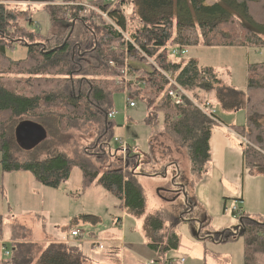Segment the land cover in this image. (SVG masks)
I'll use <instances>...</instances> for the list:
<instances>
[{
    "label": "trees",
    "instance_id": "1",
    "mask_svg": "<svg viewBox=\"0 0 264 264\" xmlns=\"http://www.w3.org/2000/svg\"><path fill=\"white\" fill-rule=\"evenodd\" d=\"M106 1L63 0L64 4L56 5V0H0V164L5 174L29 172L40 184L55 189L78 168L83 191L100 185L121 201L128 215L142 220L147 246L166 264L167 255L180 246L181 223L198 221L193 219L198 206L194 203L179 216L165 208L147 213L146 191L139 179L145 174L141 156L130 152L124 160L119 147L112 146L119 125L108 116L115 110V95L125 94L121 84L125 68L129 65L131 75L140 74L146 82L145 87L131 90L147 106L146 125L153 136H167L187 152L194 184L207 174L217 123L188 99L176 105L163 72L172 73L199 102H203L201 92L213 95L225 111L245 109L248 124L235 130L249 142L247 164L264 172V63L249 66L245 92L225 84L214 67L195 59L176 60L168 49L180 45L264 50V0H222L229 9L215 0H135L139 27L129 40L103 19L96 23L95 13L80 17L82 4L103 8ZM15 2L29 7L17 9ZM68 3L74 4L67 8ZM32 5L46 6L62 32L48 37L31 29L35 24ZM110 18L128 32V19L120 6L110 12ZM18 48L27 50L25 58L10 55ZM26 121L47 132L46 140L30 149L22 147L16 135ZM77 136L87 137L88 143H81ZM68 147L74 148L72 156ZM0 193H4L1 187ZM96 219L84 216V220ZM239 221L237 233L224 231L209 239L224 243L243 238L244 264H264V222L244 211ZM3 229L0 215L1 239ZM21 229L26 235L13 242L11 259L1 264H93L71 243H38L30 237L31 230ZM201 233L197 238L203 241Z\"/></svg>",
    "mask_w": 264,
    "mask_h": 264
},
{
    "label": "rangeland",
    "instance_id": "2",
    "mask_svg": "<svg viewBox=\"0 0 264 264\" xmlns=\"http://www.w3.org/2000/svg\"><path fill=\"white\" fill-rule=\"evenodd\" d=\"M124 1L129 36L139 27V22L133 11L135 0ZM215 1L225 5L222 0ZM15 3L17 9L29 7L27 3ZM55 4L64 3L63 0H56ZM224 7L229 9L226 5ZM29 9L33 19L38 22L31 29L37 28L48 37L62 32L60 25L54 26L46 6L32 5ZM242 20L248 27L259 32ZM10 55L14 59H22L26 57L27 50L18 48L10 52ZM185 59H195L202 66L214 67L225 84L247 92L249 66L264 63V50L199 46L190 48ZM205 96L212 101L219 120L216 121L217 126L211 138L212 159L209 171L201 184L193 182L187 152L167 136L152 135L151 128L145 123L148 115L145 104L133 96L137 106L125 113L126 95L117 93L114 99L115 110L118 112L115 121L119 125L116 136L125 138L128 144L136 148L134 153L141 156V169L145 174L140 175L139 179L146 191L147 213L152 214L165 208L179 216L189 211L188 207L194 203L198 206L193 217L198 221L195 224L181 223L178 228L180 246L167 255L170 260L166 264H178L175 261L182 256L186 259L184 264H244L243 238L224 243L209 238L224 231L237 233L240 230L239 216L234 215L236 206L264 222V172L247 164L245 148L249 142L235 130L247 126V111H225L216 103L213 95ZM77 137L83 144L89 141L87 137ZM112 146L114 150L118 148L115 142ZM67 150L72 156L74 148L68 147ZM127 156L123 155V159L126 160ZM82 182V172L78 168L73 170L68 182L55 189L40 184L29 172L5 174L0 164V187L4 191L0 193V215L4 221L0 242H6V247L13 252V242H20V237L26 235L22 227L31 230L32 240L42 244L66 238L74 229H80L83 231V239L96 240L92 248L85 244L83 253L102 255L112 246L103 241L106 240L105 234H117L123 226L134 230L138 228L142 232V220L128 215L121 201L113 194L100 185L83 191ZM85 215L97 216V219L84 220ZM121 219L124 220L123 226ZM200 233L203 241L197 238ZM17 236L18 241L15 240ZM83 239L73 238L71 244L82 249ZM154 255V264H165L158 255ZM10 259L2 253L0 243V264Z\"/></svg>",
    "mask_w": 264,
    "mask_h": 264
},
{
    "label": "built area",
    "instance_id": "3",
    "mask_svg": "<svg viewBox=\"0 0 264 264\" xmlns=\"http://www.w3.org/2000/svg\"><path fill=\"white\" fill-rule=\"evenodd\" d=\"M74 3H68L67 6H73ZM83 9L80 12V17L81 18H87L89 15L92 13H95L97 16L95 19L96 23H101L102 19L110 25H113L118 31H120L126 38L129 40L128 34L126 32L121 31L115 22L110 18V12L116 9V7L120 6L121 10L124 11V6H123V0H107L106 5L103 8L97 7L93 5L92 3H84L82 4ZM170 55L174 59H183L185 58L188 53L190 47L187 46H180V45H175V46H169L168 47ZM151 61V60H150ZM113 65V63H112ZM130 68V66L128 65ZM126 66L125 71H124V78L121 80V84L125 87V95H126V108H125V113H127L130 109L136 108V100L131 94V90L133 87H145L146 82L141 79L140 75L138 77H133L130 73V69ZM163 72V71H162ZM165 76L168 78L172 88L169 90V96L172 99V101L176 105H182L186 101V99L190 100L192 103L195 104V106L206 116L210 117L213 119L215 122L218 121V117L216 115L215 110L213 109V103L212 101L205 96L203 93L199 92V95L203 97V102L197 101L195 98L191 96L190 93L185 91L175 80L174 76L172 73H165ZM118 115V112L116 110L112 111L109 114V119L110 120H115L116 116ZM221 122V121H220ZM114 142L118 145L119 149L121 150L122 154L125 156L129 154L130 152L134 153L136 150L135 147H132L130 144L127 143V140L123 137L117 136L114 139ZM249 145V144H247ZM234 213L236 216H241L243 213L242 208L236 206L234 208ZM71 236L75 239H83V233L79 229L73 230L71 232ZM1 243V250L2 253L5 254L7 258H11L12 256V251H10L6 245V242H0ZM96 244V242L94 243ZM100 248H103L100 246ZM5 258V257H4ZM175 262L178 264H184L186 262V259L182 256L181 258L177 259ZM151 264H154V262H151Z\"/></svg>",
    "mask_w": 264,
    "mask_h": 264
},
{
    "label": "crops",
    "instance_id": "4",
    "mask_svg": "<svg viewBox=\"0 0 264 264\" xmlns=\"http://www.w3.org/2000/svg\"><path fill=\"white\" fill-rule=\"evenodd\" d=\"M35 6H39V5H35ZM34 22L36 23L37 21L34 20ZM208 171H209V167H208L207 173ZM120 222H121V225L123 226L124 220L121 219ZM74 230H77V229H74ZM105 238L106 240H103V241L104 242L107 241L111 243L112 246L110 248L108 247V249L106 250L104 254L93 255V254L84 253L87 257H89L92 260L93 264H151V262H154L156 259L154 252H152L147 246L143 232H139L138 228L134 230L133 228H128V227L123 226L117 232V234L107 233L105 234ZM55 241L68 242V243L74 242L71 235H68L66 238L56 239L54 240V242ZM95 242H96L95 239L89 240V239H85L84 237L83 241L81 242L82 243L81 247L83 249V252L85 251V246H84L85 244L89 245V248H92V245ZM125 246L128 248H126ZM124 247H125V250H124Z\"/></svg>",
    "mask_w": 264,
    "mask_h": 264
},
{
    "label": "water",
    "instance_id": "5",
    "mask_svg": "<svg viewBox=\"0 0 264 264\" xmlns=\"http://www.w3.org/2000/svg\"><path fill=\"white\" fill-rule=\"evenodd\" d=\"M21 146L30 149L47 138L46 130L37 123L26 121L21 123L16 131Z\"/></svg>",
    "mask_w": 264,
    "mask_h": 264
}]
</instances>
